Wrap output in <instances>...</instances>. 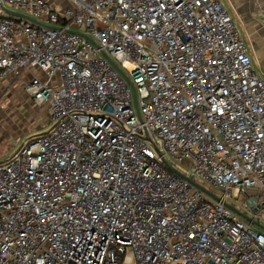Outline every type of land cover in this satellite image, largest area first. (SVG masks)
Segmentation results:
<instances>
[{
  "label": "built area",
  "instance_id": "1",
  "mask_svg": "<svg viewBox=\"0 0 264 264\" xmlns=\"http://www.w3.org/2000/svg\"><path fill=\"white\" fill-rule=\"evenodd\" d=\"M9 79L52 126L0 161V264H264L224 203L264 217V79L222 0H0Z\"/></svg>",
  "mask_w": 264,
  "mask_h": 264
},
{
  "label": "rangeland",
  "instance_id": "2",
  "mask_svg": "<svg viewBox=\"0 0 264 264\" xmlns=\"http://www.w3.org/2000/svg\"><path fill=\"white\" fill-rule=\"evenodd\" d=\"M222 2H224L231 15L234 9L230 2L235 5L248 31L252 32V30L258 29L257 25L264 22V16H260L258 21L254 16L257 10L264 7V0H231L230 2L229 0H222ZM49 3L57 4L61 7L67 5L68 0H49ZM233 19L245 40L247 48H251L252 45L248 40L244 25L238 16ZM261 44L262 41H259V45L255 44L259 65L254 64V68L264 79V73H262L261 69L264 68V47L262 48ZM60 83L58 81V85ZM51 126L52 123L49 121L47 106H40L35 103L25 90L24 79L20 81L9 79L0 84V161L11 156L27 138L46 131ZM169 161L179 170L189 173L185 164L177 163L171 159ZM215 191L218 192L217 190ZM230 201L232 200L230 199ZM232 202L241 207L240 203ZM241 210L249 214L246 208L241 207ZM261 223L264 225V217L261 218ZM252 228L254 230L258 229L254 224Z\"/></svg>",
  "mask_w": 264,
  "mask_h": 264
},
{
  "label": "water",
  "instance_id": "3",
  "mask_svg": "<svg viewBox=\"0 0 264 264\" xmlns=\"http://www.w3.org/2000/svg\"><path fill=\"white\" fill-rule=\"evenodd\" d=\"M30 18V17H29ZM31 20H33L32 18H30ZM34 21V20H33ZM87 38L90 39L92 42H95L90 36L87 35ZM103 55L105 56V58L119 71V73L128 81L129 85L132 88V92H133V96H134V103L138 112L139 117H141L140 113H139V108H138V103H137V96H136V88L135 85L132 81V79L130 78V76L123 70V68L111 57L108 55L107 52L103 51ZM46 132V131H45ZM44 133V132H42ZM164 162L166 163L167 166H169V168H171L173 171L177 172L178 174H180L181 176L185 177L186 179H188L189 181H191L193 184H195L197 187H199L202 191H204L207 195L213 197L215 200L218 201H223L222 198L220 196H218L217 194H215L212 190L206 188L205 186H203L202 184H200L199 182L195 181L194 179H192L191 177L186 176L183 173H180L179 171H177L175 168H173L165 159ZM224 203L230 207L233 211H235L237 214H239L241 217H243L244 219L248 220L249 222L253 223L254 225H256L257 227L261 228L264 230V225L261 223V221L259 220H254L252 219L249 215H247L246 213L242 212L241 210H239L238 208H236L234 205H232L229 202H225Z\"/></svg>",
  "mask_w": 264,
  "mask_h": 264
},
{
  "label": "crops",
  "instance_id": "4",
  "mask_svg": "<svg viewBox=\"0 0 264 264\" xmlns=\"http://www.w3.org/2000/svg\"><path fill=\"white\" fill-rule=\"evenodd\" d=\"M49 1V0H48ZM231 0H229L230 2ZM224 3V2H223ZM233 9H234V12H232V16L233 18H235L236 16H238L239 20L242 22V24L244 25L243 21H242V18L238 12V10L236 9L235 5L230 2ZM54 5H57V4H54ZM255 18L256 20L258 21V19L260 18V16H264V7H262L261 9L257 10V13L255 12ZM258 26V29L256 30H252L251 31H248L247 27L244 25V28H245V31L247 32V37H248V40L250 42V44L252 45L251 48H248V51L249 53L251 54V57H252V61H253V66L254 64H257L259 65L258 61H257V51H256V47H255V44H258L259 45V41H262V48L264 47V22L262 24L259 23ZM252 33V35H251ZM253 37V39H252ZM256 42V43H255ZM255 43V44H254ZM260 47V46H259ZM255 69V68H254ZM262 69V73H264V68H261ZM256 70V69H255ZM257 71V70H256ZM258 72V71H257ZM259 73V72H258ZM260 74V73H259ZM261 76V75H260ZM262 77V76H261ZM263 78V77H262Z\"/></svg>",
  "mask_w": 264,
  "mask_h": 264
}]
</instances>
